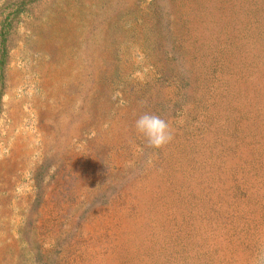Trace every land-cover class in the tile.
<instances>
[{"label":"rangeland","instance_id":"1","mask_svg":"<svg viewBox=\"0 0 264 264\" xmlns=\"http://www.w3.org/2000/svg\"><path fill=\"white\" fill-rule=\"evenodd\" d=\"M261 248L264 0H0V264Z\"/></svg>","mask_w":264,"mask_h":264},{"label":"clouds","instance_id":"2","mask_svg":"<svg viewBox=\"0 0 264 264\" xmlns=\"http://www.w3.org/2000/svg\"><path fill=\"white\" fill-rule=\"evenodd\" d=\"M134 127L153 149H163L174 139V129L171 124L157 114L147 112L141 114L135 121ZM251 264H264V248L258 251Z\"/></svg>","mask_w":264,"mask_h":264}]
</instances>
